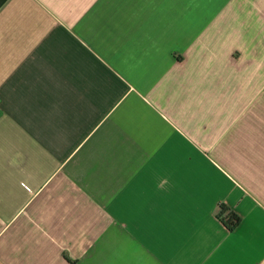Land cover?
Masks as SVG:
<instances>
[{"label": "crops", "instance_id": "1", "mask_svg": "<svg viewBox=\"0 0 264 264\" xmlns=\"http://www.w3.org/2000/svg\"><path fill=\"white\" fill-rule=\"evenodd\" d=\"M0 264H264V0H0Z\"/></svg>", "mask_w": 264, "mask_h": 264}, {"label": "trees", "instance_id": "2", "mask_svg": "<svg viewBox=\"0 0 264 264\" xmlns=\"http://www.w3.org/2000/svg\"><path fill=\"white\" fill-rule=\"evenodd\" d=\"M219 218L224 222V224L228 227L229 230L235 229L240 223V216L232 211L230 208L222 205L220 207V211L218 213Z\"/></svg>", "mask_w": 264, "mask_h": 264}]
</instances>
